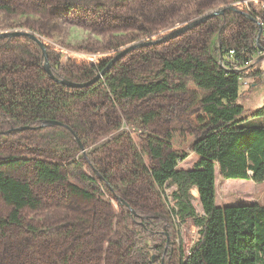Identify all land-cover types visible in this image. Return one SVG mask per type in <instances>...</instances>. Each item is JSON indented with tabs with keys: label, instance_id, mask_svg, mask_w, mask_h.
I'll return each instance as SVG.
<instances>
[{
	"label": "rangeland",
	"instance_id": "1",
	"mask_svg": "<svg viewBox=\"0 0 264 264\" xmlns=\"http://www.w3.org/2000/svg\"><path fill=\"white\" fill-rule=\"evenodd\" d=\"M68 1L71 0H0V7L6 9L0 10V34H35L46 47L49 64L57 60L63 67L111 63L121 52L141 45L126 56L135 58L132 69L141 82H149L161 75L163 68L158 59L168 51L170 43L172 51L182 50L186 43L193 58L205 61L211 55L219 59L218 46L223 38L218 35V24L211 22L222 15L219 13L242 11L253 17L256 25L259 18H264V0H130L90 9L77 8ZM210 15L215 16L167 43L150 44ZM205 26L206 31L209 26L215 27V33L192 34L194 29ZM180 37L188 39L189 44L183 41L178 47ZM261 41L259 37L260 47ZM250 65L252 72L263 71L264 55ZM168 82L171 91L164 96L116 106L113 100H107L101 102V108L93 109L94 105H101L95 101L87 109L82 108L79 115L85 137L78 143L62 129L0 140V174L6 180L29 184L43 204L40 210L23 213L27 226L42 230L38 235L17 228L0 232V264H128L131 258L122 253L119 241L128 212L137 208L160 226L148 232L142 225H136L135 230L145 242L131 264H147L167 245L166 264L184 262L199 238L198 229L192 220L181 223L171 215L173 190L166 188L160 194L143 169L157 165L149 155V137L169 140L175 151L187 154V160L180 164L182 169H192L199 161L193 145L205 134L201 100L206 93L190 78L179 74L170 73ZM239 103L245 108L246 117L262 108L264 81L243 79ZM149 113L155 119L145 125L143 117ZM250 124L264 126V117L252 118ZM137 153H141V174L135 167L130 170L132 174H127L124 168H129V163H138ZM91 162L102 169L126 173L131 180L126 187L132 189L133 197L120 199L127 207H122L101 184L100 192L93 193L92 186L77 177L74 164H79L87 177L98 180ZM45 172L50 173L49 177L40 178L39 173ZM57 174L61 175L59 179L50 180ZM68 184L91 192L93 199L72 195L67 190ZM216 193L218 206L254 203L264 206V183L225 180L217 171ZM192 194L196 211L204 215L198 191L193 189ZM12 209L0 193V218H5Z\"/></svg>",
	"mask_w": 264,
	"mask_h": 264
},
{
	"label": "trees",
	"instance_id": "2",
	"mask_svg": "<svg viewBox=\"0 0 264 264\" xmlns=\"http://www.w3.org/2000/svg\"><path fill=\"white\" fill-rule=\"evenodd\" d=\"M128 1L68 2L77 8L90 9ZM0 10L6 9L0 7ZM211 22L218 24V35L223 38L218 46L219 59L211 55L205 61L193 58L186 43L182 50L174 51L170 50V43L168 51L158 59L163 68L161 75L149 82H141L132 69L135 61L132 55L107 71L109 62L63 67L56 60L51 64L55 77L80 84L92 82L106 71L95 83L81 89L69 88L51 79L44 69L43 50L35 41L26 37L0 40V140H15L46 129H62L78 143L85 137L79 115L82 108L87 109L95 101L101 104L113 100L116 106L122 102L134 103L164 96L171 91L170 73L190 78L199 90L206 93L201 100L205 134L193 145L199 161L192 169H182L180 164L187 160V154L175 151L169 140L149 137V155L157 165L144 167L143 171L160 194H164L166 188L173 190L171 215L181 223L192 220L198 229L199 238L182 264H264V206L258 203L218 206L216 201L217 171L225 180L264 183V126L250 124L252 118L264 117V106L246 117L245 108L239 103L243 79L260 78L264 81V70L252 72L253 66L250 65L252 60L261 57L257 44L261 31L254 22L232 10H226ZM210 33H215V27L209 26L206 31L205 26L192 31L197 36ZM179 40L178 47L183 41L188 42L182 37ZM138 52L141 55V50ZM102 106L94 105L93 109ZM153 119L155 115L149 113L143 117V122L150 125ZM51 122H59L63 126H49L47 123ZM21 128L27 130L20 131ZM138 160V163H129V168H124V171L132 174L130 170L135 167L141 174V153ZM91 166L98 180L87 177L79 164H74L77 177L92 186L91 192L99 193L98 185L101 184L116 199L133 197L132 189L126 187L131 185L126 173L102 169L96 162H91ZM49 175V172L39 173L40 178H48ZM60 177L59 174L53 175L50 180ZM193 189L198 191L204 215L196 211ZM67 190L81 199H93L91 192L75 185L68 184ZM0 193L13 207L5 218H0V232L9 228L24 229L32 236L42 232L27 226L23 214L26 210L37 211L43 206L29 184L6 180L0 174ZM133 212L130 210L127 214L119 241L122 253L131 258L128 264L136 259L145 242L135 230L136 225H142L148 232L160 226V223L153 224L151 217L144 216L141 209Z\"/></svg>",
	"mask_w": 264,
	"mask_h": 264
},
{
	"label": "water",
	"instance_id": "3",
	"mask_svg": "<svg viewBox=\"0 0 264 264\" xmlns=\"http://www.w3.org/2000/svg\"><path fill=\"white\" fill-rule=\"evenodd\" d=\"M236 13H239L241 15H243L244 17H247L249 20H251L252 22H256L255 19L249 15H247L245 12L242 11H237L234 10ZM219 14H223V12L219 13ZM215 15H210L207 16L199 21L194 22L191 25H188L178 31H175L169 35H167L166 37L152 42L150 44H161V43H167L170 40L177 38L179 35L183 34L184 32L192 29L194 26H197L198 24L205 22L206 20L213 18ZM22 37H26L29 38L33 41H35L43 50V58H44V69L45 71L48 73V75L51 77L52 80H54L56 83L61 84L63 86H67L69 88H74V89H81L87 86L92 85L93 83H95L97 80H99L107 70H109L117 61H119L120 59H122L123 57H125L127 54H129L130 52H132L133 50L141 47V45H137L134 47H131L127 50H125L124 52H121L119 55H117V57H115V59L110 63V65L108 66V68L106 69V71H104L100 76H98L94 81L89 82V83H84V84H80V83H74L68 80H64V79H59L57 77H55L51 71V65L48 62V55H47V50L45 48V45L43 44V42L33 33H29V32H7V33H1L0 34V40H7V39H14V38H22ZM49 126H59L62 127L63 125L59 122H51V123H47ZM20 131H25L27 130V128H21L19 129ZM117 200L121 203V205L126 206V203L124 201H122L120 198H117ZM132 211V210H131ZM133 212V211H132ZM134 213V212H133Z\"/></svg>",
	"mask_w": 264,
	"mask_h": 264
},
{
	"label": "built area",
	"instance_id": "4",
	"mask_svg": "<svg viewBox=\"0 0 264 264\" xmlns=\"http://www.w3.org/2000/svg\"><path fill=\"white\" fill-rule=\"evenodd\" d=\"M263 7H264V5H263ZM261 9H257V11L259 12ZM256 11V12H257ZM257 20V19H256ZM257 27L259 28V30L261 31V34H260V43L262 44V47H260L259 46V39H258V41H257V44H258V47H259V49H260V52H259V54L261 55V56H263L264 55V18H262V19H258V21H257ZM231 55H234V52H231Z\"/></svg>",
	"mask_w": 264,
	"mask_h": 264
},
{
	"label": "flooded vegetation",
	"instance_id": "5",
	"mask_svg": "<svg viewBox=\"0 0 264 264\" xmlns=\"http://www.w3.org/2000/svg\"><path fill=\"white\" fill-rule=\"evenodd\" d=\"M156 252L158 251L155 250ZM167 254H168V245L164 249V251L160 254L154 255L147 264H166L167 263Z\"/></svg>",
	"mask_w": 264,
	"mask_h": 264
},
{
	"label": "crops",
	"instance_id": "6",
	"mask_svg": "<svg viewBox=\"0 0 264 264\" xmlns=\"http://www.w3.org/2000/svg\"><path fill=\"white\" fill-rule=\"evenodd\" d=\"M254 183V182H253ZM228 205H231V204H227V205H225V206H228Z\"/></svg>",
	"mask_w": 264,
	"mask_h": 264
}]
</instances>
